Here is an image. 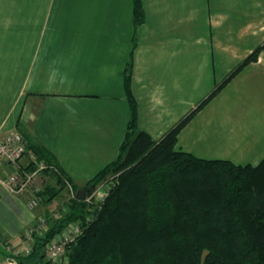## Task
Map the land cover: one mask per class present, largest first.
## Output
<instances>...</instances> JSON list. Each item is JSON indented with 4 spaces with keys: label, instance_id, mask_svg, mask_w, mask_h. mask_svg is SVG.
Masks as SVG:
<instances>
[{
    "label": "crops",
    "instance_id": "1",
    "mask_svg": "<svg viewBox=\"0 0 264 264\" xmlns=\"http://www.w3.org/2000/svg\"><path fill=\"white\" fill-rule=\"evenodd\" d=\"M142 7L144 21L134 29L132 0H0V140L19 131L83 184L116 158L124 138L131 50L138 127L157 141L261 47L177 137L179 149L198 157L257 164L264 157V0H142ZM24 216L27 227L36 223V213Z\"/></svg>",
    "mask_w": 264,
    "mask_h": 264
},
{
    "label": "trees",
    "instance_id": "2",
    "mask_svg": "<svg viewBox=\"0 0 264 264\" xmlns=\"http://www.w3.org/2000/svg\"><path fill=\"white\" fill-rule=\"evenodd\" d=\"M143 21L142 0H132L134 29ZM260 48L157 141L138 127L131 50L123 71L129 107L124 138L116 158L81 188L89 189L112 171L120 174L102 207L67 244L65 264H264V157L255 165L239 164L198 157L177 147L180 129L234 74L256 60ZM26 141L27 151L48 164L43 175L55 181V186L43 185V202L51 201L65 181L78 189L52 152ZM83 204L71 198L66 212L48 219V230L33 236L30 252L14 256L16 263L58 264L46 257L45 245L69 222L83 219Z\"/></svg>",
    "mask_w": 264,
    "mask_h": 264
},
{
    "label": "rangeland",
    "instance_id": "3",
    "mask_svg": "<svg viewBox=\"0 0 264 264\" xmlns=\"http://www.w3.org/2000/svg\"><path fill=\"white\" fill-rule=\"evenodd\" d=\"M119 174V171H112L102 177L99 181L90 185L85 195H87V193L88 196H90L89 194H94L88 200H85L86 196H84L83 200L85 201L83 204V219L73 220L66 226H64L59 232H57L54 236H57L58 241H60L58 238L61 236L62 241L65 242V236H67V234H70L71 231L74 230L75 226H80L83 222H89L92 219V216L97 212L98 209L102 207L107 194L115 187ZM45 183L55 186V181L53 180V178L48 175H41L37 177L32 184H30V191L26 190L20 193L12 192L0 182V231L5 230L7 232L6 238H2V236H0L1 255L5 254L14 258L12 252L19 246H21L15 245L19 242L18 232L23 227H27L29 225L28 222H26V217L24 216L25 214L33 215L34 213H36L37 218L35 221L36 223H34L35 225L39 222L40 218H43L45 220V229H42L40 234H36L42 235L48 230L49 221L51 218L58 217L59 215L66 212L67 205L71 202V198H69L67 188L65 186L60 188L57 195L51 201L43 202L39 193L41 192ZM74 184L77 185L76 183ZM78 184L79 185H77V187L79 189L84 186L85 182L83 184ZM56 187L58 188L57 185ZM73 189L76 194L78 189L75 190L74 187ZM33 197L38 198V204L33 208H29L26 204V201H30V199ZM14 206H16L17 208L14 209ZM22 219L23 221H21ZM34 224L33 226L35 227ZM37 227L39 228V225ZM53 237H51V239ZM65 254H63V256H65Z\"/></svg>",
    "mask_w": 264,
    "mask_h": 264
},
{
    "label": "built area",
    "instance_id": "4",
    "mask_svg": "<svg viewBox=\"0 0 264 264\" xmlns=\"http://www.w3.org/2000/svg\"><path fill=\"white\" fill-rule=\"evenodd\" d=\"M26 156V161L23 162V157ZM5 167V172L0 176V181L12 192H24L30 191V184L34 180L43 175L45 169H48V164L43 159H38L36 154L32 151H27L26 141L22 134L15 130L7 133L2 140H0V167ZM68 191L69 198L76 197L75 191L69 181H65V185ZM88 191V190H87ZM86 191V192H87ZM94 193L85 195V200H88ZM84 200V201H85ZM38 204V198H31L27 202L29 208H33ZM45 220L40 218L39 222L35 225H31L26 228L22 233V239L16 250L12 252V255L27 254L31 250L33 236L40 234L42 229H45ZM39 225V228L37 227ZM81 232V226H75L74 230L70 234L65 236L62 241L61 236L57 240V236H54L46 243L45 253L46 257L58 264H65L67 262L66 244L74 241ZM65 254V256H63ZM0 264H17L16 260L12 256L0 255Z\"/></svg>",
    "mask_w": 264,
    "mask_h": 264
},
{
    "label": "water",
    "instance_id": "5",
    "mask_svg": "<svg viewBox=\"0 0 264 264\" xmlns=\"http://www.w3.org/2000/svg\"><path fill=\"white\" fill-rule=\"evenodd\" d=\"M88 188H79L76 192V198L83 200Z\"/></svg>",
    "mask_w": 264,
    "mask_h": 264
}]
</instances>
